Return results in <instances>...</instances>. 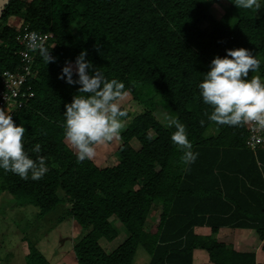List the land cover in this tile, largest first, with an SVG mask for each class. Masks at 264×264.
Listing matches in <instances>:
<instances>
[{"label":"trees","instance_id":"obj_1","mask_svg":"<svg viewBox=\"0 0 264 264\" xmlns=\"http://www.w3.org/2000/svg\"><path fill=\"white\" fill-rule=\"evenodd\" d=\"M4 1L0 87L5 70L26 72L30 66L33 75H27L10 113L26 129L25 150L33 159L43 156L49 170L41 179L25 180L0 169V193L34 205L39 217L69 203L62 219H73L82 230L73 244L78 264H134L139 248L149 253V264H193L196 248L205 249L213 264H264L255 252L236 250L217 237L220 227L231 226L255 229L264 240V146L247 145V122L210 121L212 108L198 89L212 58L228 48L251 49L260 66L248 79L264 81V13L238 8L233 0L221 17L211 10L217 0ZM14 19H22L21 26L11 24ZM24 27L48 36L44 43L55 62L46 64L20 42ZM82 49L106 79L124 82V93L144 105L124 124L112 166L78 161L64 136L65 104L86 94L59 74ZM158 107L186 126L198 153L195 162L181 161L182 150L171 139L175 128L156 117ZM155 209L159 213L148 227ZM202 225L210 233L195 231ZM122 231L127 236L116 248L101 245V238L113 241ZM26 264L52 263L29 242Z\"/></svg>","mask_w":264,"mask_h":264},{"label":"clouds","instance_id":"obj_2","mask_svg":"<svg viewBox=\"0 0 264 264\" xmlns=\"http://www.w3.org/2000/svg\"><path fill=\"white\" fill-rule=\"evenodd\" d=\"M233 3L242 9H259L264 0H233ZM26 39L27 48L38 51L46 64L55 62L56 57L38 33L31 32ZM225 51V55L212 58L209 70L198 84L203 102L212 108L208 119L233 126L251 121L264 129V81L260 76L248 79L249 72L259 68L260 60L245 47ZM86 57L87 50L82 49L74 61L65 62L59 74L67 84L79 86L77 93L86 94H75L71 102L65 104L64 111V136L76 150L78 161L91 160L96 154V145L118 139L124 127L121 118L127 115L117 102L124 96V82L106 79ZM163 121L165 127L175 128L171 139L182 150L181 161L186 165L195 162L198 153L192 150L186 126L177 117L167 114ZM25 131L10 112L0 108V169L18 174L21 179L38 180L49 169L43 156L33 159L25 150ZM40 150L41 145L37 143L33 151Z\"/></svg>","mask_w":264,"mask_h":264},{"label":"rangeland","instance_id":"obj_3","mask_svg":"<svg viewBox=\"0 0 264 264\" xmlns=\"http://www.w3.org/2000/svg\"><path fill=\"white\" fill-rule=\"evenodd\" d=\"M4 2V0H0V10L2 9L1 4ZM228 4V0H217L211 10L216 16L221 17ZM256 13L263 14L264 5L257 9ZM22 22V19H14L11 24L19 27ZM118 103L130 114L129 118H121L124 124L144 110V105L134 100L129 92L124 93L122 100ZM12 108L13 105L4 109L11 112ZM154 113L160 121L164 122L163 117L167 114L165 110L158 107ZM68 144L70 145L69 142ZM133 144L138 145L135 140H133ZM120 145V138L96 145V154L92 159L101 167L115 165L118 162L116 150ZM71 147L73 148V146ZM0 205V264H26L29 242L37 244L52 264H78L73 244L76 243L79 235H82V230L77 227L73 219H69V217L62 219L64 210L70 206L69 203L60 204L43 217H39L37 207L31 204L19 205L12 194L4 191L0 193ZM157 211L159 210H154L148 227L152 225L153 221L155 222ZM66 224L71 225L70 231ZM126 236L125 233L119 234L113 241L101 238L100 243L110 251L116 248ZM149 261V253L145 249L139 248L134 264H149Z\"/></svg>","mask_w":264,"mask_h":264},{"label":"built area","instance_id":"obj_4","mask_svg":"<svg viewBox=\"0 0 264 264\" xmlns=\"http://www.w3.org/2000/svg\"><path fill=\"white\" fill-rule=\"evenodd\" d=\"M24 32L20 36V42L27 44V36L31 32H35L33 30H29L28 27H24ZM38 33V32H36ZM39 36L45 42L47 40L46 34L38 33ZM24 60L28 63L31 62L32 56L31 54L25 50L23 51ZM26 72H12L10 70H5L2 75V86L0 87V107H9L11 105H16V97L22 90V86L28 74H32V70L29 65H25ZM33 75V74H32ZM23 95V94H22ZM21 105V102L19 103ZM248 129L250 130L249 137L246 141L247 145L252 148H257L259 146H264V129H260L255 122H247Z\"/></svg>","mask_w":264,"mask_h":264},{"label":"crops","instance_id":"obj_5","mask_svg":"<svg viewBox=\"0 0 264 264\" xmlns=\"http://www.w3.org/2000/svg\"><path fill=\"white\" fill-rule=\"evenodd\" d=\"M157 213H159V211H157ZM195 231L200 234H208L210 233L211 229L207 225H202V226H196ZM122 233H125V231H122L120 234ZM217 237L221 241L231 244L236 250L255 252L257 262L264 263V249H263L264 240L260 238L259 234L255 229L222 226L220 227V230L217 233ZM193 264H213V263L210 261L209 254L205 249L196 248L194 250Z\"/></svg>","mask_w":264,"mask_h":264}]
</instances>
